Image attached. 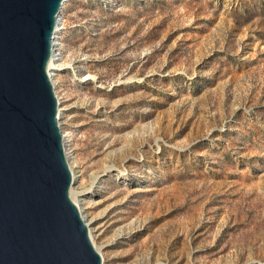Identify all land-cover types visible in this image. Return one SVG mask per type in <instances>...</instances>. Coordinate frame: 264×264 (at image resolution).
Masks as SVG:
<instances>
[{
  "label": "rangeland",
  "instance_id": "obj_1",
  "mask_svg": "<svg viewBox=\"0 0 264 264\" xmlns=\"http://www.w3.org/2000/svg\"><path fill=\"white\" fill-rule=\"evenodd\" d=\"M58 26L102 264H264V0H65Z\"/></svg>",
  "mask_w": 264,
  "mask_h": 264
},
{
  "label": "water",
  "instance_id": "obj_2",
  "mask_svg": "<svg viewBox=\"0 0 264 264\" xmlns=\"http://www.w3.org/2000/svg\"><path fill=\"white\" fill-rule=\"evenodd\" d=\"M64 0H0V264H102L48 71Z\"/></svg>",
  "mask_w": 264,
  "mask_h": 264
},
{
  "label": "bare ground",
  "instance_id": "obj_3",
  "mask_svg": "<svg viewBox=\"0 0 264 264\" xmlns=\"http://www.w3.org/2000/svg\"><path fill=\"white\" fill-rule=\"evenodd\" d=\"M65 1V0H64ZM64 3V2H63ZM62 7V6H61ZM61 10V9H60ZM60 22V13H59V17H58V22L56 24V28H55V32H54V35H53V39H52V55H51V61L49 63V68H48V71H49V74H50V78H51V81L53 83V86H55L54 84V80H53V77H54V73L56 72L55 70H60L61 69V65H60V60H61V56L59 54V46H58V34H57V29H58V24ZM55 89V87H54ZM58 98V97H57ZM58 102H59V98H58ZM59 106H58V124L60 123L59 119H60V114H59ZM63 135V134H62ZM65 135H63V145L64 147L66 146L65 145V140L66 138L64 137ZM65 154H66V158H67V162L69 164V168L72 172V176H73V184L74 182H76L77 180V177H79L78 175L75 174V172L72 170V163L69 161V156L67 157V152H66V148H65ZM74 169V168H73ZM73 186V185H72ZM73 199V198H72ZM74 202L78 205V203L75 201V199H73ZM79 207V210L81 211V207L78 205ZM81 215L82 217L84 218V215L81 211ZM85 219V218H84ZM86 222V221H85ZM97 248V247H96ZM98 250V249H97ZM99 251V250H98ZM101 254V253H100ZM102 256V255H101ZM103 259V257H102Z\"/></svg>",
  "mask_w": 264,
  "mask_h": 264
}]
</instances>
